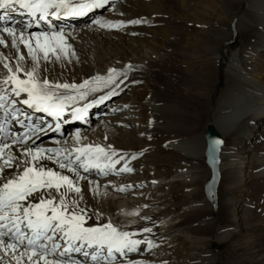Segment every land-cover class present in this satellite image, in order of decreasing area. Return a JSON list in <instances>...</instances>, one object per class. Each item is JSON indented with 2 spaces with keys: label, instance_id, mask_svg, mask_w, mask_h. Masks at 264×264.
<instances>
[{
  "label": "bare ground",
  "instance_id": "obj_1",
  "mask_svg": "<svg viewBox=\"0 0 264 264\" xmlns=\"http://www.w3.org/2000/svg\"><path fill=\"white\" fill-rule=\"evenodd\" d=\"M179 1L182 5L185 0ZM69 2L76 3L78 0H69ZM166 2V0H110L104 7L93 9L83 16L61 15V18H54L60 20V23L52 24L55 28L52 31H62L68 47L65 52L57 48L59 59L50 53L48 61H45L42 54L38 53L41 75L50 82L81 84L97 76L106 78L109 69L116 70L114 83L97 85V91H88L83 100L77 99L74 102L73 106L77 108H83L85 104L89 105L82 116L83 119H73L71 107L65 109L66 117L62 118L75 121L72 125L65 126L62 135L54 132L51 127L44 130V127H38L28 119L22 122V125H18V118L22 114L33 112L19 103L7 107L12 100L17 99L11 96L10 92L7 94L8 100L5 101L7 114L5 109H0V127L4 129L0 133V143L10 145L9 149L4 150L5 158L13 155L17 160L24 159L21 153L25 147L60 149L61 157L56 159L68 156L75 146L100 145L106 148L111 145L112 150H115L116 155L112 159L118 163L104 174L96 168L84 171L77 162V176L67 169H60L51 160L40 161L46 169L67 175L78 184L81 192L69 193V203L72 197L79 202L78 208L84 209L88 226L111 222L121 231L135 233L136 235L131 238L145 241L135 251L125 252L123 256L114 253L115 260L108 261V264H159L167 257L165 252L162 253V247L170 244L175 236L183 237L195 246L206 242L218 245L231 232L240 233L239 224L231 214L234 205L227 196L221 200L223 209H220L225 214V225H216L218 223L216 218L210 215L209 197L205 195L199 197L200 182L208 175L199 161L203 156L205 141L203 143L201 138L191 131L196 123L200 122L201 116H206L208 124L213 126L218 134L229 137L231 143V155L229 151L227 153L229 156H225L224 145L219 153L218 172L225 178L224 190L226 192L234 190L244 179H250L254 189L259 190L264 197V136L254 135L257 122L264 123V0L243 1L244 9L247 11V17L244 18L248 25L244 24L238 28L239 31H245L242 47L234 50L226 58L223 69L224 86L216 94L214 89L210 88L213 73L211 68L209 71L205 68L201 69L195 74L187 70L182 76H185L186 80L188 78L186 82L183 80L182 84L185 92H182L183 90L179 92L181 96L174 93L177 98L184 100V105H182L183 101L172 98L169 104L163 105L160 109L154 102L158 96L157 92L147 85L146 78L138 72L139 67L144 66L147 57L152 59L156 57L157 60L164 55L156 56L155 52L144 50L145 59L127 60L114 57L112 53L108 55L104 49L108 47L114 52L113 48L118 47L123 55L125 52H134L135 48L125 46L124 40L133 43L137 42L135 37H143L145 32L141 30L146 21L143 20L138 24L130 23L137 21L132 10L138 9L142 14L146 12L157 14ZM225 3L222 1L223 5ZM21 10L17 6L16 12ZM16 12L0 9V16L4 17L0 20V28H16L17 36L19 29L25 24L29 25L27 32L49 31L47 28L36 30L35 22L29 17L23 25L22 21L26 16ZM93 19H103L114 24L122 22L124 26L100 28L92 23ZM219 28L220 31L208 34L216 42L225 41L230 33L225 27L219 26ZM156 29H161V26ZM164 29L170 40L178 43V38H174L177 30L171 26H166ZM0 38L4 39L6 45H0V57L6 59L11 67H15L19 52V55L24 57L20 64L23 67H31L32 61L23 44L17 41L16 48H13L11 37L0 32ZM25 38L27 39V36ZM97 49L101 53L104 51L107 56L103 59L92 58ZM87 54L93 61L89 60ZM176 58L173 60H178L177 55ZM222 60V52L214 54L211 64L218 66L219 61ZM6 72L3 62H0V78L5 76ZM0 87L10 86L0 85ZM113 90L118 94L111 95ZM139 94L144 97L139 98L140 101ZM100 97L107 98L101 100ZM108 97L111 98L107 102ZM142 106L147 110L146 119H141ZM164 113L165 115L162 116L164 121L159 122L158 114ZM6 120L10 121L5 125ZM184 123L190 125L183 127ZM174 129L179 131L181 137H168L159 142H148L153 132L163 135L171 133ZM13 133L17 138L21 133H26L27 138L24 139L23 144L14 143ZM76 136L79 137L78 142ZM243 137H246L245 144L241 147L243 152L238 154L239 151H234V143L240 142ZM154 148L167 152L164 155H156L151 151ZM163 163H167L169 167L167 172L157 169V166H162ZM125 166L131 171H120ZM6 169L9 171L6 172ZM21 170L15 168L14 162L13 168H5L0 175L7 177ZM3 182L0 180V184ZM61 191L66 192L67 189ZM175 191L180 194H175ZM176 195L181 196L178 202L173 201ZM178 203L181 204L179 209ZM175 208L178 210L176 211ZM145 227L150 228L151 231L144 232ZM56 239L63 244L59 236ZM148 240L153 243L151 248L146 243ZM47 246L51 247V242ZM85 250L89 253L93 251L87 246ZM62 251L63 247L47 258L65 261L67 264H105L107 259L106 250L95 262L91 255L85 256L82 252L73 251L61 256ZM10 256L11 253L9 256L0 253V261L7 264ZM217 257L218 255L210 249L189 253V258L195 260L196 264H214ZM254 261H257V264H264V256ZM11 264H15V261H11ZM24 264H27L26 258Z\"/></svg>",
  "mask_w": 264,
  "mask_h": 264
},
{
  "label": "snow or ice",
  "instance_id": "obj_2",
  "mask_svg": "<svg viewBox=\"0 0 264 264\" xmlns=\"http://www.w3.org/2000/svg\"><path fill=\"white\" fill-rule=\"evenodd\" d=\"M109 2L110 0H78L76 3H70L69 0H0V9L16 12L18 6L33 20L38 19L48 24L49 16L53 18H59L61 15L83 16L93 9L104 7ZM3 19L4 17L0 16V20ZM92 23L100 28L124 26L122 22L114 24L103 19H93ZM130 23L138 24L141 21ZM28 27L29 25L25 24L19 29V36L16 28H0V32L11 37L13 48H16L17 41L24 45L32 61L31 67H23L20 61L24 57L17 52L16 66L11 67L6 59L0 57V62H3V67L7 70L6 75L0 78V85L10 86L0 87V109L6 111L5 101L8 100L7 94L10 92L11 96L17 99L12 100L7 107L19 103L35 112L46 113L54 120H59L64 115L65 109L71 107L73 119H81L89 105L85 104L83 108H77L73 106L74 102L77 99L83 100L88 91H97V85L114 83L116 70L109 69L106 78L97 76L81 84L50 82L41 75L38 53L42 54L45 61H48L50 53L59 59L57 48L65 52L68 46L62 31H52L51 24H48L49 31L27 32ZM0 45H5L3 38H0ZM116 94L114 90L111 92V95ZM105 98L107 97H100L101 100ZM13 118H16L15 115ZM25 118L31 119L27 115ZM59 127L57 124V131ZM3 131L4 129L0 127V133ZM13 137L14 143L20 144H23L24 139L27 138L26 133H21L18 138L13 133ZM76 140L79 141L78 136ZM9 147L7 143L0 145V173H3L5 168H13L14 162L15 168L22 170L15 171L7 177L0 175V180L4 181L0 184V253L4 256H9L11 253L7 264H11V261H15V264H24L25 258L27 264H41V262L67 264L65 261L47 258L61 247H63L61 256L73 251L82 252L85 256L91 255L94 262L106 250L105 264H108V261L115 260L114 253L123 256L125 252L135 251L140 244L145 243L140 239L131 238L136 235L135 233L121 231L111 222L88 226L84 209L78 208L79 202L72 197L69 203V193L81 192L78 184L67 175L46 169L40 164L41 160L48 159L56 163L60 169H67L68 172L78 176L76 171L78 162L79 167L84 171L96 168L104 174L118 163L112 159L116 152L112 150L111 145L106 148L100 145L75 146L68 156L61 159H56L61 157L60 149L25 147L21 153L24 157L22 160H17L13 155L5 158L4 150ZM120 171L128 172L131 169L125 166ZM62 189L67 191L62 192ZM143 231L150 232L151 229L145 227ZM57 236L63 244L57 241ZM49 242L51 247L47 246ZM146 243L149 248L153 246L150 240ZM85 246L93 251L89 253L85 250ZM0 264L5 262L0 261Z\"/></svg>",
  "mask_w": 264,
  "mask_h": 264
},
{
  "label": "rangeland",
  "instance_id": "obj_3",
  "mask_svg": "<svg viewBox=\"0 0 264 264\" xmlns=\"http://www.w3.org/2000/svg\"><path fill=\"white\" fill-rule=\"evenodd\" d=\"M166 1L167 2L161 8L162 10L159 9V13L157 14H151L148 12L142 14L138 9L135 11L132 10L137 20L141 22L143 20L146 21V24L142 26L143 29L141 30V32H143V30L145 32L143 37H135L137 38V42L133 43L130 41L126 42V40H124L125 46L135 48L134 52H125L123 55L122 51L117 49L118 47L113 48L114 52H111L112 49L110 51L108 47L104 49L107 51L105 53L108 55L112 53L111 55L113 56L114 54V57L116 56L120 59L127 60L145 59L146 57L144 58L143 56L144 50L153 51L156 56L164 55L163 58L158 57L157 60L156 57H153L155 59L147 57L144 61V66L139 67L138 72L146 78L147 85L155 89L157 92L158 96L154 99V102L160 109L163 105L169 104L172 98L183 101L182 105H184V100L182 98H177L178 96L174 95V93L178 94L182 90V92H185V87L182 84L183 80L186 82L188 78L186 80L184 79L185 76H182L187 70L195 74V72H199L201 69L205 68V70L208 69L207 71H209L211 68L213 73L211 75L212 80L210 81V88H212V90L214 89V93L216 94L225 84L223 69L225 67L226 58L229 57L234 50L242 47L245 31H239L238 28L244 24L248 25L244 18V16L247 17V11L244 9V0H185L182 5L179 0ZM222 1L223 3H227L223 5ZM160 26L161 29H156L160 28ZM166 26H171L173 29L177 30L175 31L174 38H178V43L171 41L164 33V28H166ZM219 26L225 27L230 31L228 39L222 42H216L215 39L208 36V34H213L214 32L216 33L218 30L220 31ZM199 45L200 47H198ZM85 48L87 49L89 47ZM95 51V55H92V58L94 59H103L107 56L104 54V51H102V53L99 49ZM221 52L223 53V60L219 61L218 66L211 64L212 56L217 53L221 54ZM165 54L167 55L165 56ZM176 55L178 60L174 61V58L177 59ZM87 57L89 60H92L89 54H87ZM257 67L261 70L259 65H257ZM140 94L138 99H142L143 97V95ZM110 98L111 97H108L107 102ZM140 110L141 119H146L147 110L144 106H142ZM158 115L160 116L158 117V121L163 122L164 119L162 116L165 115V113ZM184 125L185 126L183 127H187L190 124L184 123ZM207 125H209L207 117L201 116L200 122L196 123L194 126L195 128L191 131L198 138H201L203 143V134ZM254 128V135L264 136V123L257 122ZM179 134L180 133L177 129H174L171 133H165L163 135L153 132L151 134V140L148 142H159L160 140H165L168 137L178 138L181 137ZM219 136L221 137L225 147V156L227 157V155L229 156L227 153L230 151L231 155L232 151L229 137L223 136L220 133ZM246 137H243V141H236L234 143V151H239L238 154L243 152L241 147L245 144ZM151 151L156 155H164L167 152L164 150L161 151L158 148L151 149ZM248 152L249 150L247 153ZM201 159L199 161L205 169L206 174L209 175V170L204 163V156H202ZM166 164L163 163L162 166L158 165L157 169L161 172H167L169 167ZM7 171L9 170L6 169V172ZM208 175H206V178L200 182L201 192L199 197H204L203 183L207 179ZM224 184L225 178L221 175L216 189L215 203L211 202L208 198V203L211 206V211L209 213L211 216L216 218L218 222L216 225H225V214L224 212H221L220 209H223L221 200L227 196L234 205L231 214L235 217L237 223L239 224L240 233L237 234L231 232L228 237H226V239L218 245H211V243L206 242L203 245L199 244L195 246L190 244L185 238L175 236L170 244L166 245V247H162V253L165 252L167 257L166 259H162L159 264H196L195 260L189 258V253L193 251L200 252L201 250L206 249L213 250L218 255L214 264H257V261L255 262L254 260L260 259L264 256V197L261 196L259 190L254 189L250 179H244L236 187V189L228 192L224 190ZM175 194H180V192L175 191ZM180 199L181 196L179 195L173 197V201L175 202H178ZM178 205L179 209L181 204L178 203ZM178 209L175 208L176 211ZM230 231L231 230H229V232ZM170 256L173 259H171Z\"/></svg>",
  "mask_w": 264,
  "mask_h": 264
},
{
  "label": "water",
  "instance_id": "obj_4",
  "mask_svg": "<svg viewBox=\"0 0 264 264\" xmlns=\"http://www.w3.org/2000/svg\"><path fill=\"white\" fill-rule=\"evenodd\" d=\"M205 148L203 155L205 164L209 169V176L203 183V192L206 197H209L211 202L215 203L216 189L219 183L220 174L218 172L219 153L223 145L221 137L211 125H207L203 134Z\"/></svg>",
  "mask_w": 264,
  "mask_h": 264
}]
</instances>
